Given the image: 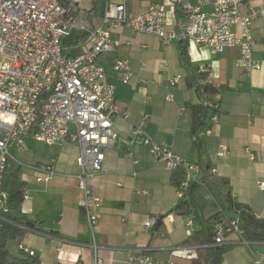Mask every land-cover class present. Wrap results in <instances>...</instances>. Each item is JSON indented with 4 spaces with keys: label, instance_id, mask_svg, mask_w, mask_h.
<instances>
[{
    "label": "crops",
    "instance_id": "0c3cea01",
    "mask_svg": "<svg viewBox=\"0 0 264 264\" xmlns=\"http://www.w3.org/2000/svg\"><path fill=\"white\" fill-rule=\"evenodd\" d=\"M263 1L243 0L240 11L246 14L259 8ZM184 2L200 5L204 12L212 10L211 4L203 0H125L124 7L128 14H141L154 3L163 4L167 30L177 34L185 19L180 8ZM91 3L90 9L79 4L77 19L79 24L93 28L101 22L106 0ZM111 37L119 42L116 52L102 54L100 62L107 82L114 87V100L121 113L112 118L115 144L103 150L101 170L88 180L90 193L100 199L95 230L98 255L103 264H125L128 254L137 251L158 264H190L172 258L169 250L192 245L196 233H201V238L209 236L207 221L221 207L201 187L191 195V212L176 209L183 199L176 193L175 171H168L157 162L144 140L167 147L173 154L197 164L198 178L207 176L226 182L219 183L218 190H229L238 203L264 220V190L258 187L264 184V20L252 23V58L261 67L249 73L236 66V48L211 54L206 46L189 41L173 40L162 45L155 35L133 33L124 26L113 29ZM116 58L129 62L132 76L127 84L116 78ZM199 66L206 68L211 75L210 84L218 89L220 111L212 134L205 136V128L200 129L195 144L191 135L192 106L210 99L206 93L199 94L192 82ZM173 75L182 78L176 86L166 89V81ZM168 92L171 100L166 98ZM143 119V134L133 135L134 127ZM23 141L25 148L16 144L8 147L11 158L2 189L21 190L20 210L31 220L34 230L9 242L8 250L17 255L23 247L40 264H92L86 214L79 205L82 194L77 182L78 143L47 145L31 135ZM222 146L227 148L224 156L219 155ZM52 161L55 176L48 182H37L42 176L40 170ZM148 220H155L154 226L144 227ZM158 221L161 223L156 227ZM228 239L220 264H253L252 252L264 254L263 243L247 246L237 242L236 236Z\"/></svg>",
    "mask_w": 264,
    "mask_h": 264
},
{
    "label": "built area",
    "instance_id": "2783aa9c",
    "mask_svg": "<svg viewBox=\"0 0 264 264\" xmlns=\"http://www.w3.org/2000/svg\"><path fill=\"white\" fill-rule=\"evenodd\" d=\"M124 1L106 0L100 24L90 28L79 24L77 19L81 0H0V212L7 211L2 180L11 158L10 144L25 148L23 138L27 135L47 145L77 142L80 150L76 160L80 170L77 182L82 194L79 205L86 214L92 264H103L95 239L100 199L90 193L88 180L100 172L103 150L115 144L117 135L112 118L121 113L114 100V87L107 82L100 62L102 54L115 53L119 45L112 39L111 31L124 26L133 33L153 34L162 45L173 40L189 41L206 46L211 54L236 48L239 51L236 66L244 73L261 67V63L252 58V23L256 19L264 20V1L259 8L246 14L240 11L243 0H203L211 4L210 12H204L200 5L184 2L180 8L185 19L179 24L177 34L167 30V12L163 4L154 3L141 14H128ZM74 32L85 34V38L67 43ZM114 71L122 84H127L132 76L129 62L124 58L115 59ZM197 73L203 76L198 80L199 86L210 83L211 75L205 67L199 66ZM181 78V75L168 78L166 89L176 86ZM166 98L171 100L172 94L168 92ZM219 101L220 94L216 92L199 103L210 112L205 136L212 134V127L217 123ZM144 125L145 119L134 127L132 134H143ZM144 144L166 170L182 173L176 193L183 199L185 190L198 181L197 164L149 139H145ZM226 153L227 148L222 146L219 155ZM40 171L42 176L37 182L51 180L55 176L53 161ZM258 187L264 190L263 183ZM154 224L155 220H148L144 227ZM188 224L191 226L192 222ZM231 235L236 236L237 242L250 245L242 237L236 220L226 226L217 225L211 245L221 246ZM198 248L196 244L184 245L171 248L169 254L182 262H190L197 258ZM20 250L33 256L23 247ZM251 254L253 264H264V254ZM125 264L158 263L137 251L128 254Z\"/></svg>",
    "mask_w": 264,
    "mask_h": 264
},
{
    "label": "trees",
    "instance_id": "16d2710c",
    "mask_svg": "<svg viewBox=\"0 0 264 264\" xmlns=\"http://www.w3.org/2000/svg\"><path fill=\"white\" fill-rule=\"evenodd\" d=\"M84 38L85 34L74 32L67 40V43L78 42ZM202 77L203 76L200 74H195L192 78V82L196 84V91L199 94L206 93L207 98H211L216 92H218V89L214 88L210 83L198 86V80ZM192 108L193 118L191 135L196 144L198 142V137L196 136L197 132L200 129H206L209 126L207 120L210 117V112L200 104L193 105ZM174 174V178L177 181L176 185L178 187L183 175L180 171H175ZM219 183L226 184L223 180L214 181L207 176L198 178V181L192 182L187 190H185L183 201L176 208L182 213L191 212L194 207L191 195L194 190L201 187L206 189L215 202L221 207V211L207 221L209 226V236H202L201 238V233L193 235V244L198 245L199 248L197 250V258L190 261V264H220L222 256L227 249V245H211L214 239V229L217 225L226 226L232 219L237 221V227L242 232V237L245 241L264 244V220L257 219L249 207L238 203L231 196L229 190L226 189L224 192L219 191ZM21 194L22 192L20 189L3 191V200L7 211L0 212V264H40L36 257L25 254L22 251H19L17 255H14L10 253L7 247L9 242L22 238L26 231L34 230L31 220H29L20 210V203L22 201Z\"/></svg>",
    "mask_w": 264,
    "mask_h": 264
},
{
    "label": "rangeland",
    "instance_id": "374dc122",
    "mask_svg": "<svg viewBox=\"0 0 264 264\" xmlns=\"http://www.w3.org/2000/svg\"><path fill=\"white\" fill-rule=\"evenodd\" d=\"M80 5H81V8H84V9H90L92 7L91 0H83V2L80 3ZM43 146H45V145H41V147H43Z\"/></svg>",
    "mask_w": 264,
    "mask_h": 264
},
{
    "label": "water",
    "instance_id": "95a60500",
    "mask_svg": "<svg viewBox=\"0 0 264 264\" xmlns=\"http://www.w3.org/2000/svg\"><path fill=\"white\" fill-rule=\"evenodd\" d=\"M160 223H161V222H160V221H158V222L156 223V227H158V226L160 225Z\"/></svg>",
    "mask_w": 264,
    "mask_h": 264
}]
</instances>
